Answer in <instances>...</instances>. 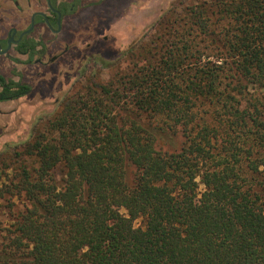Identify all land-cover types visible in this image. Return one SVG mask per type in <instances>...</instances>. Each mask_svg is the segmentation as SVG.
Listing matches in <instances>:
<instances>
[{
  "label": "trees",
  "instance_id": "obj_1",
  "mask_svg": "<svg viewBox=\"0 0 264 264\" xmlns=\"http://www.w3.org/2000/svg\"><path fill=\"white\" fill-rule=\"evenodd\" d=\"M92 59L0 153V264H264V0L181 2Z\"/></svg>",
  "mask_w": 264,
  "mask_h": 264
},
{
  "label": "rangeland",
  "instance_id": "obj_2",
  "mask_svg": "<svg viewBox=\"0 0 264 264\" xmlns=\"http://www.w3.org/2000/svg\"><path fill=\"white\" fill-rule=\"evenodd\" d=\"M66 1L68 5L74 3V10L64 19L60 32L50 33L41 23L35 25L30 37L41 41L45 50L35 56L34 63L13 62L11 58L22 62L26 58L12 50L0 56L4 78H21L31 87L30 95L20 101L0 104V153L28 141L36 123L53 115L73 86L89 72L101 69L97 75L102 80L108 78L112 70L103 69L92 58L110 65L117 63L169 10L193 0ZM44 3L45 0H18L17 4L0 0V40L10 28H26L31 12L42 10Z\"/></svg>",
  "mask_w": 264,
  "mask_h": 264
},
{
  "label": "flooded vegetation",
  "instance_id": "obj_3",
  "mask_svg": "<svg viewBox=\"0 0 264 264\" xmlns=\"http://www.w3.org/2000/svg\"><path fill=\"white\" fill-rule=\"evenodd\" d=\"M18 0H13V3L14 4H17ZM48 2L50 3V5H48ZM73 10H74V3L68 5L67 4V1L66 0H45V3H44V7L42 10H34L33 12H31L30 16H29V22L26 26V28H24L23 30H18L17 28H10L4 38V40H0V50L1 51H4L6 49V46H7V42L9 39H12L11 41V48L10 50L5 53V54H0L1 55H7L11 50L12 51H15L16 54H18V56H21V57H25L26 60L24 62L20 61L19 59L17 58H11L13 62L15 63H20V64H31V63H34L36 60H33L32 61H28V56L27 55H22L20 53H18L16 51V47L23 41V40H31L33 41V43H39V44H42V46H44L43 43H41V41L39 40H35L33 39L31 36L32 32L34 31V28H35V25H37L38 23H41L42 25H44V27L46 28V30H48L50 33H54V31L57 30L58 28V25L60 26V28H62V24L64 22V19L67 17V15H70V14H73ZM35 13H41L43 14L44 16H40V15H37L35 16L34 18V27L32 29V31L27 34V35H24L22 37V39L16 43V41L19 39L20 35L27 31L29 28H30V23H31V16ZM58 14L60 15L59 19H58ZM47 21V23H46ZM56 34V33H55ZM38 48H41L40 46ZM37 48V51L38 52H41L40 50H38ZM42 50V48H41ZM45 50V48H44ZM40 55V54H38ZM1 71V70H0ZM0 76H3L0 72ZM4 77V76H3ZM14 82H22L24 84H27L25 83L23 80H21V78L17 79L16 81L15 80H12ZM31 93V92H30ZM30 95V94H29ZM28 96V95H27ZM25 96V97H27ZM25 97H22V98H19L17 100H14V101H8V102H16V101H20L21 99L25 98ZM1 103H6V102H0Z\"/></svg>",
  "mask_w": 264,
  "mask_h": 264
},
{
  "label": "water",
  "instance_id": "obj_4",
  "mask_svg": "<svg viewBox=\"0 0 264 264\" xmlns=\"http://www.w3.org/2000/svg\"><path fill=\"white\" fill-rule=\"evenodd\" d=\"M48 5H50L49 2H48ZM37 15L44 16V15L41 14V13H35V14H33V15L31 16V23H30L31 25H30V28H29L27 31L23 32V33L20 35V37H19V39L16 41V43L19 42V41L22 39V37H23L24 35H27V34H29V33L32 31V29H33V27H34V18H35V16H37ZM59 17H60V15L58 14V19H59ZM46 23H47V21H46ZM60 30H61V28H60V26L58 25V28H57L56 31H54V33H58V32H60ZM11 41H12V39H9V40H8V42H7V46H6V49H5L4 51H1V50H0V54H5V53H7V52L10 50V48H11Z\"/></svg>",
  "mask_w": 264,
  "mask_h": 264
}]
</instances>
